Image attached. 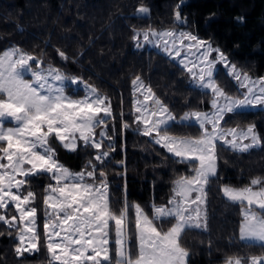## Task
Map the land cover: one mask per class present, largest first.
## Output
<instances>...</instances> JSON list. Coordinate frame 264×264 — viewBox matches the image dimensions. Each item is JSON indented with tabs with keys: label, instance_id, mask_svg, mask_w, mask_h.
<instances>
[{
	"label": "snow or ice",
	"instance_id": "6c2138e0",
	"mask_svg": "<svg viewBox=\"0 0 264 264\" xmlns=\"http://www.w3.org/2000/svg\"><path fill=\"white\" fill-rule=\"evenodd\" d=\"M184 3L179 0L173 9L174 25L187 24L180 11ZM149 14L143 4L135 9L138 17ZM132 32L137 49L146 45L158 49L188 75L193 88L210 96L209 110L185 111L178 118L141 76L131 81L135 131L164 149L174 163L185 165L187 174L173 180L166 204L150 205L151 214L128 202L126 184L120 206L114 208L105 170L116 150L114 135L109 134V121L115 119L110 98L82 77L45 65L20 47L7 48L0 52V224L14 230L17 258L41 251L37 193L31 183L47 177L43 189L47 264H189L192 253L183 237L192 229L208 230V192L218 178V148L237 153L264 149V136L254 123L222 125L229 114L264 111V76L253 77L221 48L190 31L149 26ZM56 51L62 60L69 59L64 51ZM218 65L235 81L238 95L218 83ZM174 125H196L199 132L176 134ZM129 127L123 122L121 130ZM54 142L68 152H92L80 170L73 171L59 160ZM219 191L239 207L237 239L261 249L259 254L226 255L221 264H264V176L242 186L223 184ZM12 209L15 214H9Z\"/></svg>",
	"mask_w": 264,
	"mask_h": 264
},
{
	"label": "trees",
	"instance_id": "16d2710c",
	"mask_svg": "<svg viewBox=\"0 0 264 264\" xmlns=\"http://www.w3.org/2000/svg\"><path fill=\"white\" fill-rule=\"evenodd\" d=\"M177 3L179 0H0V52L16 44L42 58L45 64L82 77L110 98L115 119L109 121V134L114 135L116 150L105 170L114 208L120 206L126 184L128 202L140 204L151 214L153 202L166 204L171 196L173 183L167 178L187 174L185 165L174 163L164 149L135 131L131 103L126 116L130 127L121 130L123 91L131 98V81L137 75L164 98L176 116L200 107L198 89L190 85L188 75L175 61L155 48L137 49L131 39L133 28L175 26L173 9ZM140 4L149 7L151 16L167 20L126 19ZM180 11L187 18V25L192 27L194 22L198 35L220 47L232 63L252 75L264 76V0H185ZM57 49L69 59L62 60ZM217 70L218 83L230 94L236 93L235 81L226 75L223 66ZM81 94L84 95L82 88ZM248 123H254L264 136V111L259 109L243 115L229 114L224 122L226 127ZM172 131L195 136L199 129L196 125H174ZM54 146L59 160L74 171L80 170L92 152L81 149L72 153L58 143L54 142ZM218 155V173L223 177L213 179L209 186L208 230L192 229L183 237L192 253L189 264H221L226 255L261 252L258 245L246 247L237 239L239 207L227 202L219 189L223 184L242 186L250 180L249 175L264 173V149L237 153L218 148ZM48 183L47 177L34 178L31 183V189L37 193L41 251L17 258L14 230L0 224V232L4 233L0 235V264H47L43 247V189ZM11 214H15L14 209ZM9 231H13V236L8 235Z\"/></svg>",
	"mask_w": 264,
	"mask_h": 264
},
{
	"label": "rangeland",
	"instance_id": "374dc122",
	"mask_svg": "<svg viewBox=\"0 0 264 264\" xmlns=\"http://www.w3.org/2000/svg\"><path fill=\"white\" fill-rule=\"evenodd\" d=\"M144 6H147V5H144ZM148 7V6H147ZM149 8V7H148ZM125 18L127 19V18H132V19H137V20H149V21H153V20H158V21H160V22H163V21H165V20H167V19H165V18H157V17H153V16H151L150 14L147 16V17H138V16H136L135 15V12H133V13H131V14H128V15H126L125 16ZM147 27H149V26H147ZM147 27H141V28H136V29H144V28H147ZM151 27H153V28H155V29H157V30H161V29H165V28H169V27H174V26H151ZM175 27H177L179 30H184V31H190V32H192V33H194V34H196V35H198V33H197V28H196V26H195V23L193 22V26L192 27H189L187 24H182V25H175ZM199 36V35H198ZM200 37V36H199ZM201 39H204V38H202V37H200ZM204 40H206V39H204ZM214 45V44H213ZM13 46H16V47H19L18 45H16V44H11V45H9V46H7L5 49H7V48H10V47H13ZM214 46H216V45H214ZM145 47H150V48H153V47H151V46H149V45H146ZM216 47H218V46H216ZM21 48V47H20ZM220 48V47H219ZM4 49V50H5ZM22 49V48H21ZM25 51V50H24ZM26 52H28V51H26ZM28 53H30V52H28ZM32 55H34V56H36L35 54H33V53H31ZM38 57V56H37ZM45 65H47V64H45ZM220 65H218L217 66V68L219 67ZM222 66V65H221ZM64 72V71H63ZM67 74V73H66ZM250 74V73H249ZM250 75H252V74H250ZM73 76V75H72ZM75 76V75H74ZM253 77H259V76H255V75H252ZM144 81V80H143ZM144 83L145 84H147L145 81H144ZM90 84V83H89ZM92 85V84H91ZM148 85V84H147ZM81 88H82V86H81ZM101 94V93H100ZM239 94V91H237L236 93H233L232 95H238ZM101 95H103V94H101ZM79 96H83L82 94L81 95H79ZM159 97V96H158ZM197 97L199 98V101H200V107L199 108H197V109H189V110H186V111H190V110H203V111H207V110H209V108H210V103H209V101H210V96H208V95H203L202 94V92H201V90H198V94H197ZM160 99H162L164 102H165V100H164V98H162V97H159ZM133 89H132V87H131V98L128 96V94L126 93V91H123V106H124V110H123V122H127L126 121V116H127V106H128V103H131L132 104V109H133ZM166 103V102H165ZM167 104V103H166ZM168 105V104H167ZM172 111V110H171ZM172 113L174 114V115H176L173 111H172ZM183 115V114H182ZM178 118L180 117V116H177ZM128 123V122H127ZM7 124H8V122H6V126H7ZM222 125L224 126V127H226V125L224 124V122H222ZM227 128V127H226ZM74 171V170H73ZM256 176H264V173L262 172V173H254V174H251V175H249L248 177L251 179V178H253V177H256ZM218 177H223V175H220L219 173H218ZM177 177H168L167 178V180L168 181H170L171 183H173V180L174 179H176ZM9 214H11V212L9 213ZM37 215H38V213H37ZM37 224H38V222H37Z\"/></svg>",
	"mask_w": 264,
	"mask_h": 264
}]
</instances>
